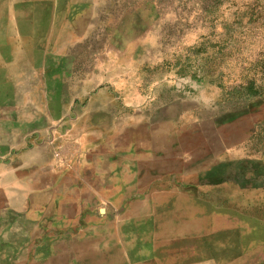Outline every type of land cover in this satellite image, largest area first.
Instances as JSON below:
<instances>
[{
    "label": "rangeland",
    "instance_id": "obj_1",
    "mask_svg": "<svg viewBox=\"0 0 264 264\" xmlns=\"http://www.w3.org/2000/svg\"><path fill=\"white\" fill-rule=\"evenodd\" d=\"M15 126L60 162L82 142L118 154L117 188L74 237L30 239L32 215L0 213V248L81 249L74 264L261 248L246 263L264 264V0H0V132Z\"/></svg>",
    "mask_w": 264,
    "mask_h": 264
},
{
    "label": "crops",
    "instance_id": "obj_2",
    "mask_svg": "<svg viewBox=\"0 0 264 264\" xmlns=\"http://www.w3.org/2000/svg\"><path fill=\"white\" fill-rule=\"evenodd\" d=\"M21 132L16 126L9 131L8 138L4 132H0V213H13L19 216L17 218L32 215V222L38 228L32 223L34 226L28 230L30 239L43 241L74 237L87 227L92 214L90 208L103 196V192H112L109 201L114 200L113 192L117 187L111 176H116L118 154L91 157V148L82 142L78 157L68 156L60 162L53 154L55 145L52 139L46 138L45 143L29 147L23 143ZM88 174L95 175L97 180L94 183L98 184L90 183ZM104 176L110 177L109 186H103ZM6 230L7 227L2 226L1 234ZM258 249L262 254L261 248L254 250ZM79 251L81 249L61 246L1 247L0 256L14 255L9 264H74ZM253 251L242 248V256L259 255ZM19 254L25 255V258L17 263ZM246 256L239 258L237 263L229 264H248ZM1 260L0 264H8ZM184 263L189 261L184 259ZM254 264H263L261 258Z\"/></svg>",
    "mask_w": 264,
    "mask_h": 264
},
{
    "label": "bare ground",
    "instance_id": "obj_3",
    "mask_svg": "<svg viewBox=\"0 0 264 264\" xmlns=\"http://www.w3.org/2000/svg\"><path fill=\"white\" fill-rule=\"evenodd\" d=\"M242 121V120H241ZM246 122V121H245ZM247 123V122H246ZM185 217V216H184ZM186 218H187V216H186ZM188 219V218H187ZM191 225H192V223H191ZM181 226V225H180ZM184 226V225H183ZM185 227V226H184ZM187 228V227H186ZM208 246V245H207ZM222 260V259H221Z\"/></svg>",
    "mask_w": 264,
    "mask_h": 264
}]
</instances>
